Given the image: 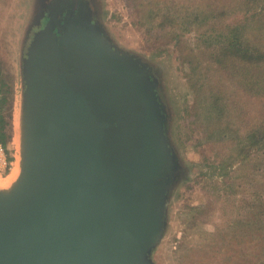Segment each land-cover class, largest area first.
I'll return each mask as SVG.
<instances>
[{
  "label": "rangeland",
  "instance_id": "374dc122",
  "mask_svg": "<svg viewBox=\"0 0 264 264\" xmlns=\"http://www.w3.org/2000/svg\"><path fill=\"white\" fill-rule=\"evenodd\" d=\"M223 1L0 0V144L4 150L0 152V179L6 180L16 165L17 139L25 147L29 142L36 143L54 88V75L64 70L63 59H84L108 78L126 104L134 107L132 135L139 138L136 148L140 165L145 131L152 125L157 141L162 143L160 148L169 153L167 159L172 157V167L170 162L167 165L173 178L164 194L161 220L146 242L141 260L145 258L144 264H233L224 253L232 249L220 237L222 226L229 230L231 219H242L240 225L253 220L252 205L244 204L243 198L250 199L247 194L254 189L247 182L224 196L222 173L209 167L224 159V146L207 150L208 124L196 119L195 107L201 99L190 83L188 60L201 42L207 47L225 42L227 24H238L242 18L236 13L234 1L228 17L195 19L197 13L219 11ZM143 87L153 94L152 125L139 109L140 93H146ZM261 164L264 166V155L240 170L236 166L232 170L239 172L232 178L264 175L263 171L257 174ZM31 171L26 166L15 187L0 189V195H9L24 185ZM140 173L144 176L142 169ZM145 181L139 180L137 202ZM200 206L202 215L200 224H196L213 236L192 228L195 220L191 211ZM223 207L227 208L225 213ZM247 240L241 246L251 256L242 264L255 259L252 234Z\"/></svg>",
  "mask_w": 264,
  "mask_h": 264
},
{
  "label": "water",
  "instance_id": "95a60500",
  "mask_svg": "<svg viewBox=\"0 0 264 264\" xmlns=\"http://www.w3.org/2000/svg\"><path fill=\"white\" fill-rule=\"evenodd\" d=\"M84 61L63 59L41 132L26 147L32 175L0 195V264L145 262L173 178L172 157L152 125L153 94L144 87L140 93L139 109L152 125L140 165L134 107Z\"/></svg>",
  "mask_w": 264,
  "mask_h": 264
},
{
  "label": "trees",
  "instance_id": "16d2710c",
  "mask_svg": "<svg viewBox=\"0 0 264 264\" xmlns=\"http://www.w3.org/2000/svg\"><path fill=\"white\" fill-rule=\"evenodd\" d=\"M234 1L236 13L242 18L238 24H227L225 42L220 41L221 45L207 47L206 42H201L193 48L194 53L188 58L192 71L189 79L198 93V99H201L195 107L196 119L204 125L208 124L205 127L207 150L211 151L217 145L224 146V159L209 164L211 169L218 168L223 175L224 196L230 191L234 193L231 189L235 186L241 188L247 182L254 189L247 194L250 199L243 198L244 204L252 205L253 220L240 225L242 219H231L229 230L227 226H222L224 232L220 237L222 235L232 249L224 253L233 260V264H242L251 253L241 245L252 234L255 259L244 264H264V175L232 178V174L239 172L237 168L250 166L254 159L264 155V0H224L219 11L197 13L195 19L228 17L231 14L229 7ZM1 137L5 139L4 134ZM3 142L7 144L5 140ZM262 171L264 174L263 164L257 174ZM239 179L243 184H237ZM209 205L212 208L213 202L210 201ZM202 208L196 207L191 211V219L195 220L192 228L213 236L214 233L208 232L205 227L200 229L196 224L199 223ZM222 209L224 213L227 211L226 207ZM219 228L221 230V226ZM252 230L253 233L249 234ZM239 236L243 240H238ZM217 252L222 253L221 250Z\"/></svg>",
  "mask_w": 264,
  "mask_h": 264
},
{
  "label": "bare ground",
  "instance_id": "6f19581e",
  "mask_svg": "<svg viewBox=\"0 0 264 264\" xmlns=\"http://www.w3.org/2000/svg\"><path fill=\"white\" fill-rule=\"evenodd\" d=\"M17 149H18V159L16 162V165L12 171V173L9 175V177L4 180L0 179V189H12L15 187V183L17 182L18 178L21 177L22 171L28 167V161H27V149L23 145L22 140L19 138L17 139ZM14 186V187H13Z\"/></svg>",
  "mask_w": 264,
  "mask_h": 264
},
{
  "label": "built area",
  "instance_id": "2783aa9c",
  "mask_svg": "<svg viewBox=\"0 0 264 264\" xmlns=\"http://www.w3.org/2000/svg\"><path fill=\"white\" fill-rule=\"evenodd\" d=\"M0 152H4L3 146L0 144Z\"/></svg>",
  "mask_w": 264,
  "mask_h": 264
}]
</instances>
